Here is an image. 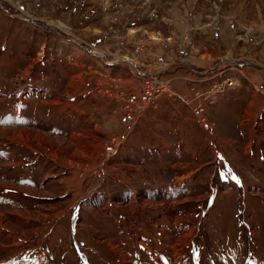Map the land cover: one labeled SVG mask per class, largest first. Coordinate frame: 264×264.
<instances>
[{"label": "rangeland", "instance_id": "374dc122", "mask_svg": "<svg viewBox=\"0 0 264 264\" xmlns=\"http://www.w3.org/2000/svg\"><path fill=\"white\" fill-rule=\"evenodd\" d=\"M95 50L182 96L184 62L232 56L262 92L243 79L208 127L165 94L104 162L107 93L140 83ZM263 91L264 0H0V264H264Z\"/></svg>", "mask_w": 264, "mask_h": 264}, {"label": "built area", "instance_id": "2783aa9c", "mask_svg": "<svg viewBox=\"0 0 264 264\" xmlns=\"http://www.w3.org/2000/svg\"><path fill=\"white\" fill-rule=\"evenodd\" d=\"M39 55L42 60L44 58L43 53ZM66 57L68 58L69 55ZM116 63L114 60L107 63L108 66L113 65L112 70L108 72L109 79L112 81L121 79V76L115 71V68L119 67ZM245 69L246 64L237 58L228 55L224 56L208 67L195 71L194 76L185 77V80L188 79L191 82L187 88L190 95L182 96L176 94L170 88L168 80L170 76L167 75L170 70L169 67L163 72H157L135 69V67L129 66L126 68L127 73L130 74V78L134 77V81L138 80L140 83L138 88L133 85L120 89L119 93L114 92L115 90L112 93L106 92L117 103L120 101L118 119L122 127V136L120 137L119 134H116L111 140H105L104 162L110 161L119 155L120 149L125 146L128 135L140 123L146 110L152 107L155 101L165 94L177 96L189 108L192 117L198 121L199 125L208 127L209 122H207L204 115L205 104L212 105L218 101L221 95L236 91L241 86L243 79L249 81L256 91H261L258 84L251 81ZM25 77L27 80L30 79V75ZM25 91V88L22 87L19 90V92ZM120 97L122 98L120 99Z\"/></svg>", "mask_w": 264, "mask_h": 264}, {"label": "crops", "instance_id": "0c3cea01", "mask_svg": "<svg viewBox=\"0 0 264 264\" xmlns=\"http://www.w3.org/2000/svg\"><path fill=\"white\" fill-rule=\"evenodd\" d=\"M184 62V61H183ZM186 65L184 66V67H186V68H188V71H189V75H190V77H192V76H194L195 75V71H197V70H200V69H194V68H192V63L191 62H184ZM191 64V65H190ZM212 63H208V65H205L204 67H202V68H206L207 66H209V65H211ZM119 68H120V66H119ZM117 69V71H116V73L118 74V75H120L121 76V79H128V81H134L132 78H130V77H128L126 74H124V73H122L121 71L122 70H119L117 67L115 68V70ZM246 70V72H249L248 70L249 69H245ZM170 71V70H169ZM168 71V72H169ZM127 73V72H126ZM170 74H168L170 77H172V78H174L175 77V79L176 78H178L179 76L177 75V73H173V72H169ZM183 75V74H182ZM186 75V74H185ZM187 76V75H186ZM252 76V75H251ZM253 77V76H252ZM185 78V77H184ZM184 78H181V79H183L184 81H185V79ZM254 78V77H253ZM251 79V78H250ZM254 81H256V80H254ZM256 83H257V81H256ZM258 84V83H257ZM186 88V91L185 92H187L188 90H187V88H188V86H185L184 87V89ZM183 89V90H184ZM231 105H234V104H229V105H226L227 106V108L226 109H228V107L229 108H231ZM250 106L248 107L247 106V110L243 113L244 115H246L247 117H249V113H252L253 111H255L256 112V109L259 107V109L261 108V106H263V104L262 103H260V105H259V99H256V102H255V99H252V101H251V103L249 104ZM264 108V107H263ZM232 109V108H231ZM230 109V110H231ZM229 110V109H228ZM243 111V110H242ZM248 113V114H247ZM257 114V113H256ZM251 115V114H250Z\"/></svg>", "mask_w": 264, "mask_h": 264}, {"label": "bare ground", "instance_id": "6f19581e", "mask_svg": "<svg viewBox=\"0 0 264 264\" xmlns=\"http://www.w3.org/2000/svg\"><path fill=\"white\" fill-rule=\"evenodd\" d=\"M53 24V23H52ZM49 26V25H48ZM49 27H52L51 25L49 26ZM62 29V28H61ZM65 30H66V28H64ZM68 31V30H67ZM64 38V37H63ZM66 38V40L68 39V37H65ZM93 53L95 54V55H101L102 56V59L104 60V61H106V63H109L107 60H106V56H105V53L104 52H100V51H97V50H95V51H93ZM124 61H129V59L128 58H124L123 59ZM122 60V61H123ZM134 61H136L135 59H133Z\"/></svg>", "mask_w": 264, "mask_h": 264}, {"label": "trees", "instance_id": "16d2710c", "mask_svg": "<svg viewBox=\"0 0 264 264\" xmlns=\"http://www.w3.org/2000/svg\"><path fill=\"white\" fill-rule=\"evenodd\" d=\"M18 264H20V263H18Z\"/></svg>", "mask_w": 264, "mask_h": 264}]
</instances>
